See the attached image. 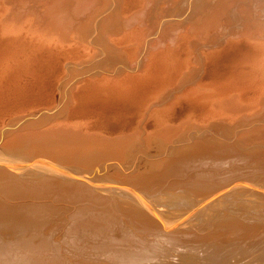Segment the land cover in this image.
<instances>
[{"label":"bare ground","instance_id":"1","mask_svg":"<svg viewBox=\"0 0 264 264\" xmlns=\"http://www.w3.org/2000/svg\"><path fill=\"white\" fill-rule=\"evenodd\" d=\"M166 2L183 12L155 15L148 0H0V155L15 159L0 162V264H264L231 262L264 243V225L221 213L226 190L264 189V121L254 122L264 120V4L239 17L234 0ZM243 14L256 19L228 32ZM239 36L257 44H234ZM228 57L230 72L219 68ZM249 57L254 68L237 65ZM199 59L217 80L231 73L229 85L189 86L164 111L174 80L200 78L190 66ZM183 114L194 117L184 131L175 126ZM216 125L233 140L207 136ZM247 125L248 138L237 137ZM255 193L246 199L264 205Z\"/></svg>","mask_w":264,"mask_h":264},{"label":"rangeland","instance_id":"2","mask_svg":"<svg viewBox=\"0 0 264 264\" xmlns=\"http://www.w3.org/2000/svg\"><path fill=\"white\" fill-rule=\"evenodd\" d=\"M149 2H151L150 4L148 3V7H147V10H148V12H152V13H156V14H158V13H160V12H162L163 14H169V12H168V10H166V8L168 7V6H170L169 4L167 5V2L164 4V2L166 1H163V0H156L157 2H155V3H153L155 0H153V2L152 1H150V0H148ZM168 1V0H167ZM248 1H250V2H248ZM253 2H251V0H244V2L246 3L247 2V4H245V3H243V0H242V2H241V0H234V2H235V4H233L234 6H236V7H234V11H233V15H236L237 13V15L236 16H238L239 15V17H240V15L243 13V10L246 12H244V14H246V15H248V13H247V10L248 11H252L253 9H255V8H259V6H261V4H264V0H252ZM234 2H232V3H234ZM109 3V2H108ZM111 3H112V1H111ZM111 3H109V5L108 4H106L105 6L107 7V8H109L110 7V4ZM152 3L154 4V6H152ZM156 3H158V5L156 4ZM159 3H163L164 5H166V6H164L162 9H160L161 8V6L160 5H162L163 6V4H159ZM119 4V3H118ZM124 4V5H123ZM130 5L129 3H126V6H125V3H123V2H121V4H120V6H122V9H124V8H127L128 7V5ZM155 4L158 6H155ZM251 4V5H250ZM253 4V5H252ZM240 5V6H239ZM241 5H243V6H241ZM246 5H248V6H246ZM119 6V7H120ZM125 6V7H124ZM249 6H251V8L249 7ZM151 7H157V12H156V10L154 9V10H151V9H153V8H151ZM166 7V8H165ZM171 7V6H170ZM243 9H242V8ZM245 7L247 8V7H249V8H247V9H245ZM151 8V9H150ZM182 8H185L184 6L182 7ZM236 8H237V10H236ZM242 10H241V9ZM120 10V11H123V10ZM161 11H160V10ZM168 9H170V11L172 12H170L171 14H173V13H177V12H180V10L182 11V10H184V9H180V8H169L168 7ZM177 9H179V10H177ZM251 9V10H250ZM165 10V11H164ZM175 10V11H174ZM239 10V11H238ZM240 11H241V13H240ZM165 12V13H164ZM183 12V11H182ZM182 12H180V13H182ZM254 12V11H253ZM188 13L190 14L191 13V11H188ZM187 13V14H188ZM254 13H257V12H254ZM258 13H260V12H258ZM150 14V13H149ZM155 14V15H156ZM188 14V15H189ZM243 14V15H244ZM246 15H244L243 17H244V19H245V21H242V20H244L243 18L241 19V20H239L238 21V19H239V17H238V19L236 18H234L235 20H231V21H229L230 22V24H231V27H230V24H228L229 22L228 21H225L226 23V25H224V26H227V28H228V32H230L232 29H234V24H235V22L237 21V23L238 24H240V28L241 27H243L242 25H244L245 23H246V20H248L249 21V19L250 18H248L249 16H251V18L252 19H256V16H252V14L250 15L249 14V16L247 17ZM169 16V15H168ZM242 16V15H241ZM245 16H246V18H245ZM187 17V16H186ZM185 17V18H186ZM233 18V17H232ZM258 19H259V21H260V23H264V13H261V14H258ZM185 20V19H184ZM241 21V22H240ZM234 22V23H233ZM240 22V23H239ZM243 22V23H242ZM245 22V23H244ZM241 23H242V25H241ZM233 25V26H232ZM153 26H154V24H153ZM230 27V28H229ZM230 30V31H229ZM127 31L128 30H124V31H120V33L119 32H117V34H115V35H113L112 37L114 38V40H115V37H116V40L117 41H121L122 39H123V36L125 35V33H127ZM222 31H224L225 32V29H223ZM223 33V32H222ZM195 34V33H194ZM122 35V36H121ZM180 35H182V34H179V36ZM185 35H188V36H190V37H192V38H195L194 37V35L193 36H191V34L190 33H188V34H185ZM179 36L177 35L176 37L177 38H179ZM121 37V38H120ZM191 38V39H192ZM121 39V40H120ZM232 40V42H234V44H247V45H251V44H253V45H256L257 43L256 42H250L248 39H247V36H239V37H237V38H233V39H231ZM202 41V42H201ZM200 41V43H204V44H206V45H208V49H210V50H214L215 48L217 49L218 47H220L219 45H220V43H219V41H218V44L216 43L215 45H214V43H215V41H208V40H201ZM171 43V41H167L166 43V45L168 46V44H169V46H173V45H175L176 43H179L180 41H177V39H176V41H175V44H170ZM206 42V43H205ZM210 42H211V44H210ZM241 44V45H242ZM213 45V46H212ZM217 45V46H216ZM215 46V47H214ZM90 47H92L93 49H94V45H90ZM215 49V50H216ZM95 51L97 50V48H95L94 49ZM209 50V51H210ZM231 50V48L228 50V51H230ZM206 51H208V50H206ZM205 51V52H206ZM184 55V56H183ZM115 56H117L118 57V55L117 54H115ZM179 56L181 57V60H183L182 62H183V66L185 65V66H187V58H185V56H186V51L185 50H183V51H180V54H179ZM114 58V59H112L111 58V61H113V62H118V60H120L119 59V57L118 58ZM229 58V59H228ZM226 60H222V61H220L219 63L220 64H222V65H220L219 66V68L221 69V70H226V71H229V69L230 68H232L233 66H234V64L233 63H231L232 62V59H234V57L232 58V59H230L231 57H228ZM186 61V62H185ZM198 62H190V66H197L195 69L193 68V71L195 72H193V74H194V76L196 75V72H197V77H200V78H198L197 80H196V78H194L192 81L194 82V83H189V81H187L188 79L190 80V78H188L187 76H185V79H183V77L181 78V79H183L182 81H181V79H176V80H174L173 82L175 83V85H174V83L172 82L171 84H173V92H175L174 94L175 95H173L172 93L170 94V97H172L173 99H171V100H169V98L167 99V103H166V101L164 102V109H166V110H164V111H170V104H173V103H176V102H178L179 100H185V99H187L189 96H188V91L186 90V88L187 87H189V89L192 87V88H194V87H197L198 85H202V86H204V88L207 90V91H210L216 84L217 85H220V84H222V85H229V83H230V81H231V77H230V75H231V73H229L228 75L226 74V73H228V72H226L225 74H224V77H222V78H220V79H215L214 77H213V75H210L209 74V72H208V70L209 69H207V67L208 66H204L203 64H201V62L202 61H200V59L199 60H197ZM113 62L111 63V64H113ZM204 62H206V61H204ZM208 62V61H207ZM228 62V63H227ZM234 62V61H233ZM109 63H110V61H109ZM185 63V64H184ZM197 63V64H196ZM209 65H211V64H209ZM225 65H226V67H225ZM239 67H242V68H254L255 67V65H254V63L252 62V59L249 57V58H246V59H244L243 61H241L240 63H238L237 64ZM110 66V65H109ZM108 66V67H109ZM184 66V68L183 69H185L186 67ZM200 67V68H199ZM230 67V68H229ZM196 69H198V70H196ZM200 69H201V71H202V69H203V74L201 73V71H200ZM204 69L206 70V71H204ZM233 69H235V68H233ZM230 70H232V69H230ZM186 71H188V69H186ZM198 72H200L199 74H198ZM230 72V71H229ZM206 73V74H205ZM202 75V76H201ZM205 76V77H204ZM212 76V77H211ZM207 77V78H206ZM204 78V79H203ZM233 78V77H232ZM183 82V84L185 85V83L187 84V85H183L181 82ZM185 80V81H184ZM195 80V81H194ZM200 80V81H199ZM180 82V83H179ZM201 82H203V83H201ZM180 84V85H179ZM178 87H177V86ZM181 85H183V87L181 86ZM193 85V86H192ZM176 86V88H174ZM181 86V87H180ZM184 87H185V89H184ZM182 89V90H180V89ZM174 89H177V90H174ZM188 89V88H187ZM188 89V90H189ZM180 90V91H179ZM184 91V92H183ZM185 91H186V93H185ZM177 92H178V94H177ZM185 93V94H182V93ZM179 93H180V95H179ZM176 96V97H175ZM185 96V97H184ZM183 97V98H182ZM182 98V99H181ZM173 100V101H172ZM168 104L167 106H166V104ZM59 107V108H58ZM56 106V108H54L55 109V114H58V113H56V112H58V111H60V105L59 106ZM58 108V109H57ZM167 108H168V110H167ZM54 112L52 113V114H54ZM185 114H183V115H181L180 117H181V119L179 120V119H177V121L179 120V122H176L175 121V124L177 123V125H175L176 127L177 126H179V124H182V125H180L179 127H178V129H182V131H184L185 130V124H186V122L187 123H189L194 117L193 116H191V115H186L187 116V118L184 116ZM234 115H236V114H234L233 113V116H232V118H234ZM1 117L0 118H5L4 116H6V118H8V115L7 114H4V116L3 115H0ZM58 116H62V113H61V111H60V114H58ZM182 116H184V117H182ZM231 116V115H230ZM153 117H158V115H157V113H155L154 114V116ZM191 117V118H190ZM259 116H257V118H258ZM5 118V119H6ZM79 118H81V117H79ZM78 118V119H79ZM178 118V117H177ZM195 118H197V116L195 117ZM91 119V118H90ZM81 120V119H80ZM256 120V119H255ZM257 120H258V122L259 123H256L257 122ZM256 121H254L255 122V125H260L261 124V122L262 121H264V120H260L259 121V119H257ZM189 121V122H188ZM233 122V121H232ZM220 123V122H219ZM262 123H264V122H262ZM223 124V123H222ZM184 125V126H183ZM224 125H225V123H224ZM229 125H231V124H229ZM216 126H218V127H216ZM215 126V128L213 127V130H211L209 133L210 134H207V136H210V135H212V134H215L217 137H218V142H221V141H232L233 139H232V137H231V139H230V137H228L229 139H227V135L225 136L224 134H226V133H224L223 132V130L221 129V131L223 132V134H222V132L220 131V129L218 130V128H219V125H216ZM250 125H247V127L245 126H243V127H241L242 128V130H241V128L239 129H237L236 131H235V133H236V136L238 137V131L240 132V135L239 136H241V135H243L245 138L247 137V136H249V134H250V132H251V130L250 129H252L251 128V126L249 127ZM253 126V125H252ZM262 126H264V125H262ZM151 127V128H150ZM150 127H148L147 129H149L148 130V132H149V134H150V136H152V138H155V132H156V130L154 129V126H150ZM153 127V128H152ZM248 127H249V129H248ZM233 128V127H232ZM245 128L248 130V131H250V132H248L247 130H245ZM216 130V132H215V130ZM97 130H100V129H97ZM102 130V129H101ZM235 130V129H234ZM243 130H245V131H243ZM126 131V130H125ZM154 131V132H153ZM215 133H214V132ZM232 131V130H231ZM242 131V132H241ZM211 132H212V134H211ZM221 132V133H220ZM244 132V133H243ZM126 133H128V132H126ZM154 133V134H153ZM217 133V134H216ZM248 133V134H247ZM223 135H224V137H223ZM242 136V137H243ZM225 137H226V139H225ZM236 137V138H237ZM248 138V137H247ZM145 147V146H144ZM144 147H141V149L142 148H144ZM140 149V150H141ZM156 149V147H154V146H151L150 148H148V151H150V152H152L153 150H155ZM152 150V151H151ZM220 155H222V157L224 156H226V154H223V153H218V157H221ZM143 156V155H142ZM142 156H140V159L142 158ZM144 158V157H143ZM142 158V159H143ZM137 159V160H136ZM135 160L137 161V163L135 162V164H138V160H139V158H136ZM7 163V162H14L15 163V159L14 158H11V157H8V156H5V155H0V162L1 163H5V162ZM140 161V160H139ZM111 162H108V165L110 164ZM244 161L242 160V161H238L237 163H235V162H230V163H228L229 164V168H232V167H234V168H236L237 167V165L239 166V167H241V166H243L244 165ZM234 164V165H233ZM105 165V166H104ZM104 165H100V166H102L101 168H100V166L99 167H97V169L95 170L96 171V173H97V175H99V176H97V178H99V179H105V171H102V170H106V169H109L110 168V165H109V167H106V163L104 164ZM112 165V164H111ZM246 165V164H245ZM104 167V168H103ZM20 170H23L22 168H20ZM19 169H17V171H20ZM98 170V171H97ZM95 171H94V175L93 174H91V175H89V176H91L92 178L94 177V176H96V174H95ZM101 171V172H100ZM98 172H99V174H98ZM105 175H104V174ZM101 174H103V175H101ZM260 184H262V185H264V176H262L261 177V179H260ZM109 185V184H108ZM249 185V188L246 186V185H243V184H239V186H236V188L234 187V190H236V191H233L234 193H239V191H238V189L240 190V192H246L247 194L246 195H236L237 196V198H236V196L234 195L233 196V193H232V191H231V189H230V191L228 190V192H223V194H225V195H222V196H224L223 198H224V200H225V204H223L222 205V207L223 208H221V209H223L222 211H221V213L223 214V212H224V214L226 213L228 216H233V217H235V218H238V219H240V220H244V221H246V222H249V223H252V222H254V223H259L258 225H260L261 227H262V225H264V223H262V222H264V212H262V211H264V210H262V209H264V205H262V204H258L255 200H252V199H249V200H247L246 199V197L247 196H249V191H250V195L253 193V195H254V193H255V191H256V193H255V195H258V196H261V197H264V196H262V195H264V189H261V188H259V187H254L255 188V190H254V188H250V187H252V185H250V184H248ZM242 186H245V188H243ZM237 187H238V189H237ZM245 189V190H244ZM246 189H248L249 191H246ZM253 191H252V190ZM233 190V189H232ZM241 190H244V191H241ZM261 190V191H260ZM257 191H259L258 193H257ZM252 192V193H251ZM262 194H261V193ZM228 193V194H227ZM232 194V195H231ZM228 195V196H227ZM227 197V199H226V197ZM229 196H231V197H229ZM242 196V197H241ZM244 197V198H243ZM250 197V196H249ZM229 199H230V201H229ZM237 199H240V200H238V201H242L241 203H242V206H240L239 204V206L237 205V203L235 202ZM246 199V200H245ZM140 200H142V199H140ZM233 200V201H232ZM245 200V201H244ZM244 201V202H243ZM235 204V206H234V204ZM245 203H246V205H245ZM62 204H64L63 202H62ZM254 205V207L252 208V207H247L246 209H245V207L244 206H251V205ZM65 205V206H64ZM63 205V207H65V208H67V207H71L72 206V204H68V203H65ZM244 205V206H243ZM259 205V206H258ZM258 206V207H257ZM262 206V207H261ZM227 207V208H226ZM230 207V208H229ZM237 207H239V208H237ZM242 207V208H241ZM259 207H261V208H259ZM224 208H226L225 210H224ZM233 208V209H232ZM244 208V209H243ZM252 208V209H251ZM258 208V209H257ZM237 209H239V210H237ZM251 209V210H250ZM255 211H254V210ZM230 210L232 211L231 212V214H230ZM237 210V211H236ZM241 210V211H240ZM244 210V211H243ZM195 211V210H194ZM194 211H191L190 213H189V215H187V216H185L182 220H180L179 222H177L175 225H174V227L176 228H178V227H180V228H183V227H186L187 225H188V223L186 224L185 223V220H186V218L187 217H189V216H192L191 214H193V212ZM240 211V212H239ZM248 211V212H247ZM257 211V212H256ZM237 212H239V213H241V214H238ZM247 212V213H246ZM251 212V213H250ZM262 212V214H261V216H260V213ZM229 213V214H228ZM233 213H235V214H233ZM246 213V214H245ZM253 213H257V214H254L253 215ZM258 213H259V215H258ZM225 214V215H226ZM243 214V215H242ZM250 214V215H249ZM226 215V216H227ZM247 215H249V216H247ZM241 216V217H240ZM256 216H259V217H256ZM240 217V218H239ZM246 217V218H245ZM249 217V218H248ZM66 218V217H65ZM255 218V219H254ZM259 221H258V220ZM252 220V221H251ZM183 222V223H182ZM179 224H182L181 226L179 225ZM186 224V225H185ZM52 225V224H51ZM184 225V226H183ZM56 227H58V225L57 226H54V227H52L51 229H52V234H54V235H56L57 234V232H58V229H56ZM50 228V227H49ZM262 228H264V227H262ZM262 230H264V229H262ZM56 233V234H55ZM251 249H252V251H251ZM256 249L258 250V252L256 251ZM248 250V251H247ZM260 250V251H259ZM245 251H247L248 252V254H247V252L245 253ZM250 251H251V253H250ZM242 252H244V253H242ZM240 253V252H239ZM238 252L237 253H234V255H235V257L234 258H232L231 257V262H233V260L235 261V260H239V261H241L242 260V262L243 261H245V262H243V263H248L250 260L252 261V260H257V259H259V260H261L262 258H264V257H262V256H264V243H261V242H258V244L256 243L254 246H250V247H248L246 250H241V254L240 255H238L239 254ZM249 253H250V255H249ZM254 254H255V256H254ZM228 255H230V254H228ZM238 255V256H237ZM242 255V256H241ZM247 255V256H246ZM249 255V256H248ZM257 255V256H256ZM241 256V257H240ZM243 256H244V258H243ZM246 256V257H245ZM254 257V258H253ZM236 258V259H235ZM242 258V259H241ZM257 258V259H256ZM241 259V260H240ZM244 259V260H243ZM246 259H248V261H246Z\"/></svg>","mask_w":264,"mask_h":264}]
</instances>
